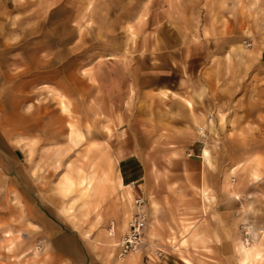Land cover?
Returning <instances> with one entry per match:
<instances>
[{"label":"rangeland","instance_id":"rangeland-1","mask_svg":"<svg viewBox=\"0 0 264 264\" xmlns=\"http://www.w3.org/2000/svg\"><path fill=\"white\" fill-rule=\"evenodd\" d=\"M263 48L264 0H0V264H264Z\"/></svg>","mask_w":264,"mask_h":264},{"label":"crops","instance_id":"crops-1","mask_svg":"<svg viewBox=\"0 0 264 264\" xmlns=\"http://www.w3.org/2000/svg\"><path fill=\"white\" fill-rule=\"evenodd\" d=\"M261 53H262V55H264V48L263 49H261ZM56 92H57V94H59L60 92H59V90H56ZM59 103L61 104V107L63 108V109H68L67 107V105L68 104H66V100L64 99V98H60V100H59ZM7 118H9V119H11V116H8ZM54 120H56V123H58V118H55ZM16 121L18 122V123H21V125L23 126H26V125H28V124H25L26 122H28V123H30L31 121H28V120H24V118L23 117H18L17 119H16ZM8 123V122H7ZM67 127V135L70 137V139L73 141V142H75V143H77L78 141H80L81 139H83L84 138V136L79 132V130H77L76 129V127H75V125H74V123L73 122H71V121H68V125L66 126ZM82 136H80V135ZM257 175H258V172L257 171H254ZM253 174V173H252ZM192 226H196V225H192ZM254 234V236H255V242H258V240H259V238H260V233H258V231L256 232V233H253ZM112 239L114 240V237H112ZM239 239H241L240 237H237V239H236V245H237V247L239 248V246H238V241H239ZM252 239H253V236H252ZM187 241V238H185L184 240H183V242L184 241ZM254 242V239L252 240V242H251V244ZM254 244V243H253ZM255 246H257L256 244H254ZM255 248V247H254ZM241 252V253H240ZM255 252H258L259 253V256H258V258L259 257H261V253H260V251H259V247L257 246L254 250H253V252H252V255L251 256H247L246 254H245V252H243L242 250L241 251H239V256H238V259H237V262H236V264H258L259 263V260H258V258H257V255L255 254ZM35 253V252H34ZM76 262H78V264H81V263H83V264H85V262L87 261V259H88V255H87V253H85V252H80L78 249L76 250ZM36 254V253H35ZM135 256H137V255H135ZM127 258H128V262L127 263H130V261H132L133 259H134V256H127ZM184 260H188V258L187 257H184ZM135 261L136 262H134V261H132L130 264H173V263H171L170 261H168L166 258H164L163 256L161 257V258H157V259H155V261H153V260H146V261H144V260H140V256H138L136 259H135ZM134 262V263H133Z\"/></svg>","mask_w":264,"mask_h":264},{"label":"built area","instance_id":"built-area-1","mask_svg":"<svg viewBox=\"0 0 264 264\" xmlns=\"http://www.w3.org/2000/svg\"><path fill=\"white\" fill-rule=\"evenodd\" d=\"M136 202L138 205L142 204L143 198L138 196L136 197ZM146 212H137L131 217L130 229L126 234V237L123 241V250H129L132 248H137L144 240L143 230L146 220Z\"/></svg>","mask_w":264,"mask_h":264},{"label":"bare ground","instance_id":"bare-ground-1","mask_svg":"<svg viewBox=\"0 0 264 264\" xmlns=\"http://www.w3.org/2000/svg\"><path fill=\"white\" fill-rule=\"evenodd\" d=\"M207 153V152H206ZM129 196H131L132 195V193H129L128 194ZM247 229H249V227L247 226L246 227ZM246 239H248V238H246ZM241 244V243H240ZM249 245V246H248ZM257 247V246H255L254 244H250V243H245V245H243V247H242V251L243 252H245V254L247 255V256H251L252 255V252H253V250L255 249V248ZM137 249V248H136ZM255 254L257 255V258H258V256H259V253L258 252H255ZM260 258V257H259Z\"/></svg>","mask_w":264,"mask_h":264}]
</instances>
